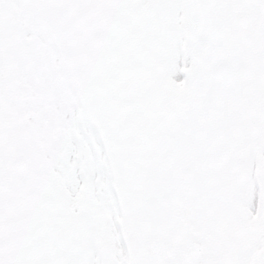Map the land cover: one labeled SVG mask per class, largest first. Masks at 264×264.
I'll return each mask as SVG.
<instances>
[{
  "label": "snow or ice",
  "instance_id": "obj_1",
  "mask_svg": "<svg viewBox=\"0 0 264 264\" xmlns=\"http://www.w3.org/2000/svg\"><path fill=\"white\" fill-rule=\"evenodd\" d=\"M0 264H264V0H0Z\"/></svg>",
  "mask_w": 264,
  "mask_h": 264
}]
</instances>
